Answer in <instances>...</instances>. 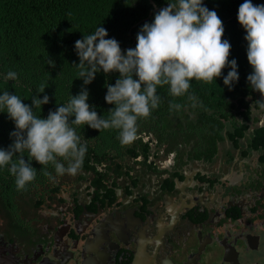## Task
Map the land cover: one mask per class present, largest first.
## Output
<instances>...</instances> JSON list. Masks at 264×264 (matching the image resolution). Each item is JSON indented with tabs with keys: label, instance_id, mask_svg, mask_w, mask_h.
Returning a JSON list of instances; mask_svg holds the SVG:
<instances>
[{
	"label": "flooded vegetation",
	"instance_id": "1",
	"mask_svg": "<svg viewBox=\"0 0 264 264\" xmlns=\"http://www.w3.org/2000/svg\"><path fill=\"white\" fill-rule=\"evenodd\" d=\"M237 119L245 136L230 138L227 121L212 157L207 143L150 133L147 157L138 146V156L117 158L123 174L108 162L103 176L77 172L22 222L0 220L3 255L18 264H264V148L251 144L264 110Z\"/></svg>",
	"mask_w": 264,
	"mask_h": 264
},
{
	"label": "trees",
	"instance_id": "2",
	"mask_svg": "<svg viewBox=\"0 0 264 264\" xmlns=\"http://www.w3.org/2000/svg\"><path fill=\"white\" fill-rule=\"evenodd\" d=\"M154 1L159 7L167 6V0ZM243 2L204 0V4L210 10L215 9L223 22L225 31L222 40L228 39L231 44L229 60H237L239 81L233 89L229 90L223 84L222 76L211 83L194 80L189 91L199 97L204 106L192 107L187 95L173 97L167 85L158 87L162 102L148 118L138 120V136L130 144L122 145L119 142L117 130L99 132L87 125L79 126L78 134L82 141L87 139L88 145L79 171H93L103 176L98 166L108 162L117 174H123L126 165L117 158L124 160L127 156H138V146L147 157L149 142L145 141L143 135L150 133L161 141L189 142L193 138L207 143V149H211L209 157L215 154L217 143L224 141L223 131L227 121H231L235 128L233 132H228L230 138L238 142L239 138L245 136L249 125L241 124L237 117L241 116L245 122L251 121L253 108L259 109L251 105L264 98L251 89L246 79L252 68L246 55V33L237 20L238 7ZM252 2L264 4V0ZM153 10L154 4L150 0H0V73L14 70L19 76L16 81L0 80V91L16 93L29 105L32 96L42 98L47 94L50 102L42 105L36 113L46 118L49 110H55L58 106L57 103L66 102L70 94H78L84 86L83 81L77 78L78 70L74 66L79 63L75 41L101 24L107 29L108 38L114 37L119 41L122 51L134 48L138 31L144 23L152 22L158 12ZM49 60L53 63L49 64ZM229 70L226 67L222 73L226 75ZM118 77V72L105 74L101 71L91 84L84 86L90 93L88 103L96 106L98 115H107V111L114 107L105 102L104 96L106 85H114ZM42 83H46L47 87L44 93H38ZM170 102L181 107L170 111ZM14 127L7 113H0V147L7 148L12 143L9 133ZM251 144L255 149L264 148V126L255 130ZM24 155L27 162L26 151ZM261 158L264 162V156ZM31 163L37 170L36 179L23 190H17L15 178L7 168L0 170V220L10 217L22 222L31 213L26 207L34 209L35 205L39 206L47 195L52 196V191L60 190V184L74 176L56 175L54 167L49 164L46 170L55 176V179H49L42 171L43 165L35 160ZM16 225L19 226L18 223Z\"/></svg>",
	"mask_w": 264,
	"mask_h": 264
},
{
	"label": "clouds",
	"instance_id": "3",
	"mask_svg": "<svg viewBox=\"0 0 264 264\" xmlns=\"http://www.w3.org/2000/svg\"><path fill=\"white\" fill-rule=\"evenodd\" d=\"M237 20L246 33V55L252 68L247 82L264 97V4L244 0L238 7ZM100 25L75 41L79 63L74 66L84 86L101 71L119 73L114 85H106L104 100L114 105L107 115H98L96 106L88 103L90 93L84 86L78 94H70L66 102L57 103L46 118L36 113L50 102L47 94L42 98L32 96L29 105L16 93L0 91V113H7L15 126L9 133L12 143L7 148L0 147V170L7 168L14 176L17 190L36 179L32 160L43 165L42 171L49 179H55L46 170L49 164L61 176L75 175L82 169L88 145L87 139L82 141L78 134L79 126L87 125L99 132L117 130L122 145L135 141L138 120L148 118L162 102L158 87L167 85L171 96L187 95L192 107H203L199 97L189 91L192 81L211 83L222 76L229 90L239 81L237 60H229L231 44L228 39L222 40L223 22L204 0H167V6L155 13L153 21L142 25L136 46L123 51L119 41L108 38L107 29ZM226 67L230 70L224 75ZM18 78L14 70L0 73V80L5 82ZM46 87L42 83L37 92L44 93ZM254 105L264 110V99L251 107ZM180 107L169 103L170 111Z\"/></svg>",
	"mask_w": 264,
	"mask_h": 264
},
{
	"label": "water",
	"instance_id": "4",
	"mask_svg": "<svg viewBox=\"0 0 264 264\" xmlns=\"http://www.w3.org/2000/svg\"><path fill=\"white\" fill-rule=\"evenodd\" d=\"M154 4V10L153 11H159L162 7H159L154 0H150ZM0 264H18L16 261V257L14 258L13 256L9 255H3V248L0 247ZM46 264H61L60 262H54V261H49Z\"/></svg>",
	"mask_w": 264,
	"mask_h": 264
},
{
	"label": "rangeland",
	"instance_id": "5",
	"mask_svg": "<svg viewBox=\"0 0 264 264\" xmlns=\"http://www.w3.org/2000/svg\"><path fill=\"white\" fill-rule=\"evenodd\" d=\"M70 179H68L67 181H71V179H72V176L71 177H69ZM25 200V199H24ZM20 206H21V208L23 207V203H22V201L20 200ZM26 210L27 211H30L31 212V209L29 208V207H26ZM1 214V213H0ZM7 219V218H6Z\"/></svg>",
	"mask_w": 264,
	"mask_h": 264
}]
</instances>
